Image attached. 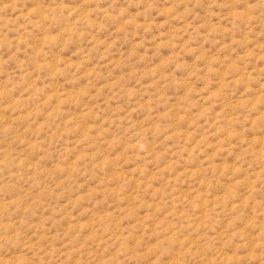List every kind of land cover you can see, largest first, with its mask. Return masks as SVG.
I'll list each match as a JSON object with an SVG mask.
<instances>
[{
	"label": "rangeland",
	"instance_id": "1",
	"mask_svg": "<svg viewBox=\"0 0 264 264\" xmlns=\"http://www.w3.org/2000/svg\"><path fill=\"white\" fill-rule=\"evenodd\" d=\"M0 264H264V0H0Z\"/></svg>",
	"mask_w": 264,
	"mask_h": 264
}]
</instances>
